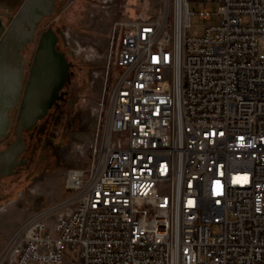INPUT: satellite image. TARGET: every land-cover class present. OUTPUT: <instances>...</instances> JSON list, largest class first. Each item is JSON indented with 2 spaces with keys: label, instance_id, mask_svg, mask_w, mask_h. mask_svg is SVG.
<instances>
[{
  "label": "built area",
  "instance_id": "built-area-1",
  "mask_svg": "<svg viewBox=\"0 0 264 264\" xmlns=\"http://www.w3.org/2000/svg\"><path fill=\"white\" fill-rule=\"evenodd\" d=\"M200 1L220 15L200 37L189 0L172 27L120 23L99 156L0 264H264V0Z\"/></svg>",
  "mask_w": 264,
  "mask_h": 264
},
{
  "label": "rangeland",
  "instance_id": "rangeland-1",
  "mask_svg": "<svg viewBox=\"0 0 264 264\" xmlns=\"http://www.w3.org/2000/svg\"><path fill=\"white\" fill-rule=\"evenodd\" d=\"M23 1L0 0V10L9 13L5 17L6 25ZM189 4L192 15L188 35L203 36L207 27L220 22L218 3L189 0ZM203 10L211 11L210 19H202ZM178 11V0H60L55 13L42 21L36 40L24 51L27 70L34 61L39 37L53 28L59 36V47L78 67L74 106L78 117L67 131L65 128L60 130L55 151L51 144L48 149L46 142L38 145L29 154V171L18 177L4 178L0 192V253L9 237L28 220L41 212L49 213L54 220L64 212L77 194L68 186L69 170L89 169L99 156L94 148H101L103 135L99 128L102 130L108 118L100 103L105 89L112 86L117 74L114 63L120 23L133 19L167 18L172 27ZM260 49L264 51V42H261ZM8 139H15L13 129ZM27 142L35 144L28 137ZM75 254L71 252L74 259Z\"/></svg>",
  "mask_w": 264,
  "mask_h": 264
},
{
  "label": "water",
  "instance_id": "water-1",
  "mask_svg": "<svg viewBox=\"0 0 264 264\" xmlns=\"http://www.w3.org/2000/svg\"><path fill=\"white\" fill-rule=\"evenodd\" d=\"M58 1L24 0L7 25L0 15V142L12 129L15 132V139L0 151V188L3 177L21 164L19 158L26 149L24 132L46 116L69 76L66 54L57 48L59 36L49 28L39 37L25 83L23 51L36 40L41 22L55 12Z\"/></svg>",
  "mask_w": 264,
  "mask_h": 264
},
{
  "label": "flooded vegetation",
  "instance_id": "flooded-vegetation-1",
  "mask_svg": "<svg viewBox=\"0 0 264 264\" xmlns=\"http://www.w3.org/2000/svg\"><path fill=\"white\" fill-rule=\"evenodd\" d=\"M0 15L5 20V17L7 15H9V13L5 12L3 10H0ZM48 17H50V16H48ZM48 17H46V18H48ZM57 48H58V50L63 51L59 47V43H58ZM24 51H23V55H24ZM63 52H65V51H63ZM65 54H66V52H65ZM66 57H67V54H66ZM24 60L26 61L25 56H24ZM67 60L69 62V76H68L67 82L65 83V85L63 86V88L59 92L60 98L54 102V104L48 110V113L46 114L45 117L40 119L37 122V124H35V126L32 127V129L26 130L24 132V135L26 138V149L23 151V153L21 154V156L19 158L21 161V164L18 165L14 169L13 174L3 177L2 182H1L0 192H1L2 187H3L4 178H9V177H14V176L18 177L21 175L22 172L30 170V169H28V167H30V162H31V160H30L31 157L29 154L32 153V151L35 150V148L38 147V145H43V144H45L44 142H46L47 143L46 145H48L47 148L49 149L50 148L49 145L51 144V148L54 150V148L56 147V144L58 142L57 136H58V133L60 132V130L62 128L63 129L65 128L67 131L70 127H72L74 125V122L76 121V118L78 117V115L74 111L75 100H76V84H77V79H78L76 75H77L78 67L74 63L70 62L68 57H67ZM32 67H33V63L30 67V70H27V61H26V64H25V83H27V81L29 80ZM12 114H13V116L15 115L14 112H12ZM9 136H10V134L0 142V151L5 150L9 146V144L12 142L8 139ZM27 137H28V140L30 142H35V144H34L35 146L28 144ZM5 143H6V147L2 148Z\"/></svg>",
  "mask_w": 264,
  "mask_h": 264
},
{
  "label": "bare ground",
  "instance_id": "bare-ground-1",
  "mask_svg": "<svg viewBox=\"0 0 264 264\" xmlns=\"http://www.w3.org/2000/svg\"><path fill=\"white\" fill-rule=\"evenodd\" d=\"M179 1V11H178V14H177V20H178V22H179V24L183 21V18H184V13H185V11H184V1L185 0H178ZM74 174H76V172L74 171V172H72L71 173V175H70V179H71V177L74 175Z\"/></svg>",
  "mask_w": 264,
  "mask_h": 264
},
{
  "label": "crops",
  "instance_id": "crops-1",
  "mask_svg": "<svg viewBox=\"0 0 264 264\" xmlns=\"http://www.w3.org/2000/svg\"><path fill=\"white\" fill-rule=\"evenodd\" d=\"M11 235V234H10Z\"/></svg>",
  "mask_w": 264,
  "mask_h": 264
}]
</instances>
